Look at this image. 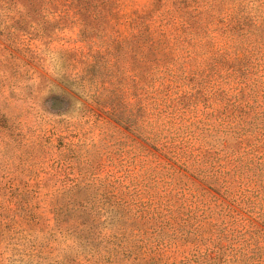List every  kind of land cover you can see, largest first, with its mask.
Here are the masks:
<instances>
[{"label":"rangeland","instance_id":"rangeland-1","mask_svg":"<svg viewBox=\"0 0 264 264\" xmlns=\"http://www.w3.org/2000/svg\"><path fill=\"white\" fill-rule=\"evenodd\" d=\"M236 1L0 0V264H87L56 221L115 230L138 264H264V136L214 150L240 125L211 50L153 67L133 45Z\"/></svg>","mask_w":264,"mask_h":264},{"label":"trees","instance_id":"trees-1","mask_svg":"<svg viewBox=\"0 0 264 264\" xmlns=\"http://www.w3.org/2000/svg\"><path fill=\"white\" fill-rule=\"evenodd\" d=\"M233 3L226 13L223 14L217 6L218 14L209 13L207 17L202 16L197 7L190 11L186 5V9L177 12L179 22L173 23L170 30L161 22L156 27L149 22L140 23L143 28L133 35V45L138 50L147 48L145 56H139V61L146 58L153 67L160 61L168 63L172 60L170 49H167L170 46L192 45L212 51L214 74L219 85L216 95L221 100L224 98L221 113L226 112L225 117L232 122L238 121L240 125L223 132L218 139V146L227 140L235 145L226 142L214 150L220 152L224 149L225 155L235 161L241 155L238 148L242 144L249 141L251 145L257 144L264 136V0H237ZM223 84L228 85L227 89L222 87ZM224 91H227V97ZM205 171L198 170L207 178ZM223 188L229 192L227 187ZM84 214L83 211L80 216ZM56 222L55 230L74 240L87 264H138L135 263L138 259L131 254L141 245L118 241L115 230L110 233V239L104 240L96 225ZM125 233L131 234L127 230Z\"/></svg>","mask_w":264,"mask_h":264}]
</instances>
